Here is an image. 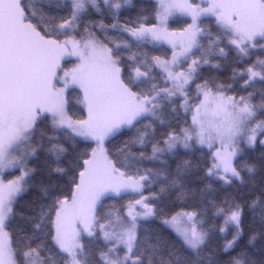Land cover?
<instances>
[{
  "label": "snow or ice",
  "instance_id": "obj_1",
  "mask_svg": "<svg viewBox=\"0 0 264 264\" xmlns=\"http://www.w3.org/2000/svg\"><path fill=\"white\" fill-rule=\"evenodd\" d=\"M0 264H264V0H0Z\"/></svg>",
  "mask_w": 264,
  "mask_h": 264
},
{
  "label": "trees",
  "instance_id": "obj_2",
  "mask_svg": "<svg viewBox=\"0 0 264 264\" xmlns=\"http://www.w3.org/2000/svg\"><path fill=\"white\" fill-rule=\"evenodd\" d=\"M75 101H74V94L69 95V107H74Z\"/></svg>",
  "mask_w": 264,
  "mask_h": 264
}]
</instances>
